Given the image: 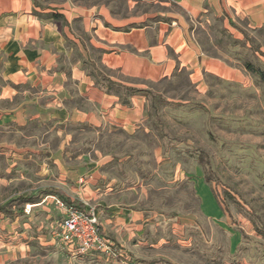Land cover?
<instances>
[{
    "label": "crops",
    "instance_id": "crops-1",
    "mask_svg": "<svg viewBox=\"0 0 264 264\" xmlns=\"http://www.w3.org/2000/svg\"><path fill=\"white\" fill-rule=\"evenodd\" d=\"M108 1L0 0V150L39 158L40 172L54 175L59 186L37 191L83 203L102 235L135 264V258L159 259L152 254L174 245L171 237L184 226L143 206L142 185L107 175L118 154L106 143L118 134L142 137L139 130L155 139L159 168L169 165L147 96L134 94L124 104L110 83L152 90L183 71L198 85L206 77L237 81L225 57L209 55L203 45L217 43L219 29L241 40L239 28L264 26V0H142L179 12L140 16L133 14L138 0ZM49 14L63 19L41 16ZM199 183L204 214L223 215L210 186Z\"/></svg>",
    "mask_w": 264,
    "mask_h": 264
},
{
    "label": "rangeland",
    "instance_id": "rangeland-1",
    "mask_svg": "<svg viewBox=\"0 0 264 264\" xmlns=\"http://www.w3.org/2000/svg\"><path fill=\"white\" fill-rule=\"evenodd\" d=\"M138 1L135 16L179 12L175 5L165 8L152 1ZM117 8L122 11L123 5ZM242 29L255 38L264 52V37L255 32L256 29ZM203 47L209 55L225 57V62L238 71L237 81L206 77L204 84L198 85L183 71L171 80L152 86L161 99L153 101L147 97V112L152 124L150 113H154L153 107H156V114L164 124L168 138L160 141V145L169 165L159 168L155 139L144 137L139 130L142 137L136 135L124 140V136L118 134L106 143L107 148L113 144L118 154L105 167L106 172L110 178L118 176L127 183L142 185L147 193L141 198L143 206L184 226L177 236L171 237L175 244L159 255L153 253L154 257L157 255L172 264H264V237L256 230L251 215L254 211L264 221V82L257 83L241 58L259 57L264 61V57L248 50L250 45L248 49L234 47L227 41L223 47L208 41ZM211 133L224 142L212 139ZM191 146L205 150L218 175L241 196L238 204L226 197L237 227L224 214L219 217L204 214L198 192L200 180L205 181L204 171L188 154ZM40 163L34 156L0 150V205L38 189L58 191L56 178L50 173L49 177L43 175ZM175 167L178 173L174 174ZM136 191L140 197L142 188ZM63 217L64 212L49 196L23 215L14 218L0 215V264H121L96 253L69 255L58 237ZM241 229L247 236L245 240L239 232ZM119 247L130 260L127 250ZM134 260L135 264H140L138 258Z\"/></svg>",
    "mask_w": 264,
    "mask_h": 264
},
{
    "label": "trees",
    "instance_id": "trees-1",
    "mask_svg": "<svg viewBox=\"0 0 264 264\" xmlns=\"http://www.w3.org/2000/svg\"><path fill=\"white\" fill-rule=\"evenodd\" d=\"M108 3L110 1L107 0ZM42 17H48L53 18L55 20H62V15L59 14H49V15H41ZM240 32L243 34L244 38L243 40H239L234 38L233 36L229 35L225 30L219 29V36L220 38L217 40V45L220 47H223V44L225 41L231 43L234 47L241 46L242 48H247L248 45H250V50L254 54L260 53L264 57V52L261 50V45L258 44L255 40V38L246 30H243L242 28H239ZM260 36L264 37V26L261 28H258L255 30ZM240 53V52H238ZM237 53V54H238ZM241 56V54H239ZM243 59V64L245 68L257 79V83L261 84L264 82V61L259 59V57H255L254 59L249 58L248 56L241 57ZM110 83V82H109ZM111 86L118 92L119 94L125 95L123 97L122 101L124 104L129 105L130 99L129 97L134 94H145L147 97H150L153 101L157 99H161L157 94L153 92V90L150 89H140V88H133V87H126L122 84L118 83H110ZM199 107L205 110V108L199 104ZM153 112L150 113V117L153 121V128L160 133L162 136H165L168 138V134L166 133L164 129V124L161 120V118L158 116L157 108L153 107ZM216 141L224 142L223 140H220L216 138L212 133L210 134ZM188 154L197 161V163L202 167L204 171V179L205 182L210 186L211 191L221 208L223 214L225 217L228 218V220L234 225L238 226V222L235 219L231 209L229 208V203L226 200V197L230 200H233L237 204L240 203L239 198L241 196L235 192L230 186H228L223 179L218 175V173L215 171L214 163L210 155L203 149L197 148V147H190L188 149ZM55 195L60 197L65 204L68 206H74L75 208L86 211V206L83 203H80L76 200L67 199L61 195H58L57 193L50 192L48 190H39L35 193H30L25 196H18L15 199H12L10 202H8L5 205H0V215L4 217L13 218L16 215H23L25 214V209L27 204H38L41 203L44 198H46L49 195ZM252 211V210H251ZM252 217L254 219V223L256 225V230L262 237H264V221L260 218L256 212H252ZM240 229V228H238ZM239 231V230H238ZM239 232L242 233L243 239H247L246 234L241 229ZM138 263L140 264H172L169 261H166L164 259H154V260H144L140 259L138 260Z\"/></svg>",
    "mask_w": 264,
    "mask_h": 264
},
{
    "label": "built area",
    "instance_id": "built-area-1",
    "mask_svg": "<svg viewBox=\"0 0 264 264\" xmlns=\"http://www.w3.org/2000/svg\"><path fill=\"white\" fill-rule=\"evenodd\" d=\"M49 197L54 200L56 207L64 212L58 237L69 255L96 253L118 260L121 264H134L114 241L102 235L99 219L94 212L68 206L56 196ZM32 207L33 205L27 204L26 211L29 212Z\"/></svg>",
    "mask_w": 264,
    "mask_h": 264
}]
</instances>
